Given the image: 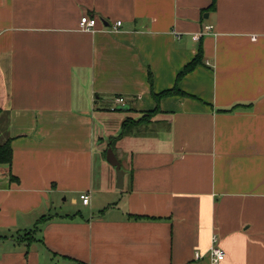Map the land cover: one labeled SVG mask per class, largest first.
<instances>
[{"label":"crops","instance_id":"obj_1","mask_svg":"<svg viewBox=\"0 0 264 264\" xmlns=\"http://www.w3.org/2000/svg\"><path fill=\"white\" fill-rule=\"evenodd\" d=\"M0 118V264H264V0H0Z\"/></svg>","mask_w":264,"mask_h":264},{"label":"trees","instance_id":"obj_2","mask_svg":"<svg viewBox=\"0 0 264 264\" xmlns=\"http://www.w3.org/2000/svg\"><path fill=\"white\" fill-rule=\"evenodd\" d=\"M202 63V53L201 49L198 50L197 55L188 63L184 66V68L178 73L176 82L181 79L183 76L191 72L198 64ZM154 99L156 100L157 104L159 101L167 96H172V95H185L183 92L178 90L177 86H174L171 89H167L164 91H161L159 93H152ZM159 111L158 105L156 108L153 110H148V111H142L140 116L137 118H132V117H127L122 121V131L118 135V137H121L125 135L126 133L132 132L134 129H137L141 126H146L150 123L151 118ZM117 137H112L110 138V142L108 143V146L113 145L114 140ZM105 149L103 151V155L105 157L106 154ZM12 158V151L9 145V142H3L0 143V164H8L11 161Z\"/></svg>","mask_w":264,"mask_h":264},{"label":"built area","instance_id":"obj_3","mask_svg":"<svg viewBox=\"0 0 264 264\" xmlns=\"http://www.w3.org/2000/svg\"><path fill=\"white\" fill-rule=\"evenodd\" d=\"M95 24H96L95 18H88L87 16H82L79 22V28L82 31H90L93 30ZM120 26H121V21H117L111 26L110 31H116ZM211 29H212L211 25L204 26L203 31L192 35V39L198 41L203 35L210 33ZM255 38H256L255 36L251 37V39L253 40H255ZM115 101L120 104H123L124 98L121 96H117L115 98ZM80 199L82 201V204L87 205L89 203L90 197L88 193L85 192L80 195ZM204 257L207 258V262H208L207 264H218L222 260H224L225 252L219 245L218 236L216 233H213L211 235L210 245L205 252H199V251L194 252L195 260H201Z\"/></svg>","mask_w":264,"mask_h":264},{"label":"water","instance_id":"obj_4","mask_svg":"<svg viewBox=\"0 0 264 264\" xmlns=\"http://www.w3.org/2000/svg\"><path fill=\"white\" fill-rule=\"evenodd\" d=\"M105 158H106V161L115 169L116 187L118 189H122L123 188L124 171L121 168L120 161L118 160L113 149L110 146L106 150Z\"/></svg>","mask_w":264,"mask_h":264},{"label":"rangeland","instance_id":"obj_5","mask_svg":"<svg viewBox=\"0 0 264 264\" xmlns=\"http://www.w3.org/2000/svg\"><path fill=\"white\" fill-rule=\"evenodd\" d=\"M128 114H130V115H132V116H134V117H138L139 115L138 114H134V113H126V112H123V111H116V112H114V113H112V116H111V118H113L114 120H116V118H118V117H125L126 115H128ZM4 118V117H3ZM3 118H0L1 120H0V143L1 142H3L4 141V134H5V127H4V125H3V121H4V119ZM113 123H115L114 121H113ZM114 127H115V125L114 124H112V125H108V129H106V132L104 133V135L105 136H108V135H111L112 134V132H113V129H114ZM121 130V129H120ZM120 130H119V127L117 126V128H116V131H115V133L116 134H118L119 132H120ZM126 135H128V134H126ZM116 146L117 145H115V144H113V149L115 150V151H117L116 150ZM5 165V164H4ZM110 168H112V167H110ZM112 170V169H111ZM81 200V199H80ZM80 202H82V201H80ZM86 212H88V211H86Z\"/></svg>","mask_w":264,"mask_h":264}]
</instances>
